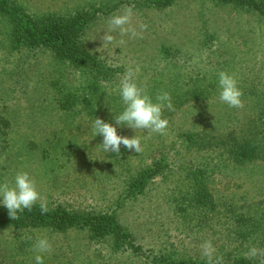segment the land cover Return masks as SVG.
<instances>
[{
	"label": "rangeland",
	"instance_id": "obj_1",
	"mask_svg": "<svg viewBox=\"0 0 264 264\" xmlns=\"http://www.w3.org/2000/svg\"><path fill=\"white\" fill-rule=\"evenodd\" d=\"M16 1L35 14L102 11L80 36L82 49L94 60L85 69L58 62L49 50L7 48L0 23V182L11 184L16 171L23 170L47 205L107 212L126 196L129 181L141 168L165 155L171 170L118 211L135 243L144 254L169 253L185 260L208 259L202 245L209 240L213 260L243 255L230 215L222 210L263 199L264 178L251 181L229 165L213 168V155L186 149L183 134H225L255 122L264 109V18L212 0H168L161 7L150 3L155 0ZM128 7L134 10L130 25L139 33L136 37L110 31V17ZM129 67L138 69L136 82L153 98L161 91L170 94L173 107L163 110L168 127L163 135L118 127V134L141 138L143 150L121 146V153H106L92 122L101 118L114 123L113 115L122 110L117 86ZM220 71L235 75L242 107L219 100ZM59 86L62 94L78 99L68 112L56 104ZM201 90L207 99H197ZM192 91L196 93L189 95ZM197 166H209L207 182L217 212L190 216L188 209L182 219L175 214L174 199L180 189L187 191L186 175ZM37 237H47L51 244V251L42 254L44 264H145L129 252H113L110 241L91 243L82 230L14 229L0 231V264H35L36 253L26 239L35 242Z\"/></svg>",
	"mask_w": 264,
	"mask_h": 264
},
{
	"label": "trees",
	"instance_id": "obj_2",
	"mask_svg": "<svg viewBox=\"0 0 264 264\" xmlns=\"http://www.w3.org/2000/svg\"><path fill=\"white\" fill-rule=\"evenodd\" d=\"M221 4H229L236 8L252 12L264 18V0H212ZM168 0H155L158 6H163ZM102 8L88 12L78 9L73 14L60 16L56 13L35 14L29 12L21 2L16 0H0V23L4 25L5 41L7 48H24L29 51L49 50L58 62H67L77 68H87V61H94L82 49L80 36L87 25L96 17ZM90 59V60H89ZM95 71V69H94ZM98 73V69L95 71ZM54 85V84H53ZM60 98L56 104L61 111L72 110L77 100L71 95L61 93V87L56 89ZM192 91L189 95H194ZM198 100L208 98L207 92H198ZM197 95V94H196ZM191 98L193 96H190ZM190 98V99H191ZM187 101V98L181 103ZM82 103H88L83 100ZM182 105V104H180ZM248 126L239 130L229 131L225 134L211 132H186L183 134V144L186 149L204 151L213 155L212 161L216 160L213 168L219 164L228 165L233 170H242L251 181L255 177L264 178V109L260 108L257 118ZM209 166L191 167V174H187V191L181 190L176 195L174 202L175 214L182 219H187L185 213L190 209V216L204 215L216 211V200L208 187ZM211 169V168H210ZM170 168L167 156L162 155L154 159L149 165L141 168L128 185L126 196L116 200L114 206L107 212H86L74 210L62 204L47 205L48 211L41 214L39 203L33 206L31 211L24 210L18 214V219H11L7 210L0 206V231L7 229L50 230L55 233H64L70 230L87 232L91 243L110 241L113 252H129L133 256L143 259L145 264H210L206 258H174V254H149L142 251L136 244L133 236L120 221L118 211L126 200L137 198L145 194L147 186L152 180L162 174H166ZM258 181V180H257ZM180 201L186 206L180 207ZM230 215L237 239L238 249L243 255L237 257L225 256L222 264H264V256L255 259L246 258L248 248L256 246L264 249V198L242 206H229L222 210ZM181 212V213H180ZM33 238V234L28 236ZM28 244H34L32 241ZM28 248V246H27ZM27 253L30 251L25 250ZM58 259V257H55ZM212 260L211 264H214Z\"/></svg>",
	"mask_w": 264,
	"mask_h": 264
},
{
	"label": "clouds",
	"instance_id": "obj_3",
	"mask_svg": "<svg viewBox=\"0 0 264 264\" xmlns=\"http://www.w3.org/2000/svg\"><path fill=\"white\" fill-rule=\"evenodd\" d=\"M133 8H126L121 14L110 17L108 23L110 31L119 29L122 35L130 34L131 37L139 35L137 30L130 25ZM141 28H146L142 25ZM108 41L112 40L110 34H106ZM123 43V41H121ZM138 69L129 67L123 74L117 86L118 95L122 104V110L113 115L114 123L101 118H94L92 129L94 137H102L99 144L104 152L121 153V146L125 149L139 153L143 150L141 138H131L118 134V127H126L132 130H147L152 133L165 134L169 121L163 117V110L172 109L171 96L167 91H161L154 98L150 96L136 82ZM218 98L229 107H242V91L238 86L235 75L227 71H220L217 79ZM39 202L41 214L48 211L47 202L42 199L36 189L34 180L29 173L23 170L16 171L12 183L0 182V206L4 207L11 219H18V214L24 210L31 211ZM203 256L207 257L210 264L213 260L215 248L212 242L205 241L202 245ZM36 253L35 264H44L43 253L51 251V244L47 237H37L33 244ZM248 259L264 256V249L251 246L245 254ZM214 264H222V258L216 257Z\"/></svg>",
	"mask_w": 264,
	"mask_h": 264
}]
</instances>
